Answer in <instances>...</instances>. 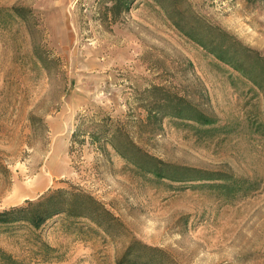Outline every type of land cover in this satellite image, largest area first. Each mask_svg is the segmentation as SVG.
I'll return each instance as SVG.
<instances>
[{
	"label": "rangeland",
	"instance_id": "1",
	"mask_svg": "<svg viewBox=\"0 0 264 264\" xmlns=\"http://www.w3.org/2000/svg\"><path fill=\"white\" fill-rule=\"evenodd\" d=\"M100 1L0 0V210L80 188L116 220L106 229L65 214L39 228L0 224V255L17 264H264V90L179 31L159 3L133 0L112 22ZM177 2L264 56V0ZM16 5L25 20L9 11ZM157 94L214 123H147L144 105ZM102 114L144 153L195 177L157 178L109 145L72 141L76 125L85 131Z\"/></svg>",
	"mask_w": 264,
	"mask_h": 264
},
{
	"label": "trees",
	"instance_id": "2",
	"mask_svg": "<svg viewBox=\"0 0 264 264\" xmlns=\"http://www.w3.org/2000/svg\"><path fill=\"white\" fill-rule=\"evenodd\" d=\"M132 1L101 0L99 11L105 21L114 22L119 15L129 9ZM153 1L162 6L172 24L179 31L205 47L221 61L244 73L260 90H264V56H260L257 51L241 45L234 37L219 27L206 23L204 20L195 19L192 15L186 16L185 10L178 5L177 0H166V3H161V0ZM9 11L13 16L24 20L28 15L27 9L17 5L12 6ZM40 61L46 66L49 61H54V57L50 55L45 58L40 57ZM157 90V87L150 88V91L153 92ZM144 109L147 112L145 121L151 124L160 122L161 118L166 116L178 117L200 125L214 123L212 117L174 94L165 96L157 94L152 101L144 105ZM98 121L99 123L88 126L85 131L81 130V124L76 125L72 133V141L81 134V136L84 135L89 138L87 142L97 144L98 148L102 150L105 149L106 145H109L116 154L134 166L136 170L157 178H167L177 182L183 181L187 177H195L192 174L197 172L196 170L167 165L162 160L144 153L141 147L130 138L124 126L117 120L113 121L109 115L102 114ZM143 122L144 120H141L140 125ZM198 179L209 178L199 177ZM59 214L73 218L86 217L104 229H106V222L116 220L105 206L90 193L80 188H56L46 191L35 199L25 200L21 205L0 210V224L24 222L33 228H39L47 220ZM0 256L7 258L9 264H17L15 259L2 251Z\"/></svg>",
	"mask_w": 264,
	"mask_h": 264
}]
</instances>
